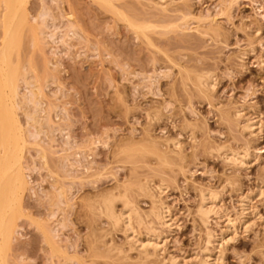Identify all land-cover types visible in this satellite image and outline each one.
<instances>
[{"label": "rangeland", "instance_id": "obj_1", "mask_svg": "<svg viewBox=\"0 0 264 264\" xmlns=\"http://www.w3.org/2000/svg\"><path fill=\"white\" fill-rule=\"evenodd\" d=\"M169 1L27 0L13 52L25 66L17 114L26 186L10 264H168L170 255L198 264L206 228L224 226L214 217L203 225L200 191L211 189L234 217L239 196L264 183V0ZM251 117L259 134L242 129ZM244 147L255 156L247 168L223 160ZM150 180L162 184L159 201L178 228L146 260L99 210L112 196L120 210L116 196L127 195L147 214L151 199L138 188ZM260 198L250 204L253 225L221 244V264H264Z\"/></svg>", "mask_w": 264, "mask_h": 264}, {"label": "bare ground", "instance_id": "obj_2", "mask_svg": "<svg viewBox=\"0 0 264 264\" xmlns=\"http://www.w3.org/2000/svg\"><path fill=\"white\" fill-rule=\"evenodd\" d=\"M174 1L175 0H170L169 2L171 3ZM26 3H27V0H0V9H1L0 10V21H1L0 26L2 25L1 35L3 34L1 37L2 46L0 47L1 48L0 49V264H10L9 252L11 249V243H12L13 234L15 232V224H16L14 214H15V210L21 209V195H22V191L24 190V187L26 186V180L24 178L23 167H22V155H23V151L25 148V144H26L25 132L19 123L18 114H17V110L19 108L18 93H17L18 81H19L18 71L20 67L21 69H25V66H22L21 62L19 61L20 59L19 60L17 59L19 61V64H18V61H15V59L20 56L18 54L19 53L18 48L21 46V43H23L21 42V38L23 41L24 36L20 37V33L23 32V35L25 33L23 28L25 29L26 21H27L26 20L27 17L25 16L26 15L25 14L26 13L25 12ZM161 3H162V0H161ZM165 4L163 3V5ZM121 17H122V14H121ZM125 20L126 18L124 19V21ZM127 21H130V20L127 19ZM134 25L135 23H133V26H132L133 28H134ZM137 27L138 26L136 25V28ZM144 27H146V25ZM137 29L138 31H140L139 27ZM141 30H143L142 27H141ZM13 52L15 53L17 52L16 54H18L19 56L17 57V55L14 54ZM11 57L12 59L14 57L13 62L11 61ZM15 62L17 63L15 64ZM31 62L32 61H30V65L33 63ZM23 65L25 64L23 63ZM198 78H197V81H199L200 86L202 85L207 90L209 89L211 90L212 87H214L211 83L212 81H208L207 78L204 80L201 77L200 79ZM241 115H242L241 112L237 111L236 116L239 118L241 117ZM258 124H259V121H257V118L252 119V120L249 119L247 121V124H244V126H242V129L244 131H249L250 134H253L254 131H256L257 134H259L260 129L258 127ZM154 146H155V143H154ZM180 146L181 145L178 142H173V148L176 149L177 151L181 150ZM246 148L243 151L242 155L233 152V150L228 151V153H225V155L223 156V160L233 166L247 168L251 162V159L255 156L249 153L248 148L247 149ZM177 151L174 154L176 153L178 154ZM130 153L129 154L127 153V154L131 155ZM165 159L167 158L165 157ZM170 159L172 160V158H169V160ZM158 160L161 161L162 159H158ZM166 161L168 163V159ZM166 161H164L163 164H165ZM150 183H151V180L148 183L146 182L145 183L146 185H142V184L141 186L139 185V188H138V193L143 192L145 195H148L151 199L150 200L151 208L149 209V212H147V214L146 213L141 214L138 208L135 206L134 201L130 200L132 198H130V196L127 198V195H122L121 199L119 198L120 196L118 197L114 195L118 198V200H121L120 202H122V208L118 211H116L117 209L115 210L113 200H116V199L113 198V196L110 199L107 198L104 201L101 200L103 201V203L100 202V204L102 205H101L100 210L98 209L105 216V219L111 222L113 227H116V228L121 227L122 233L125 236V239L128 242V245L130 246L129 247L130 250L133 249V252L134 250H136L139 253V257L142 256L146 260L152 257H158L160 253L164 252L166 241H168L167 240L168 234H171L170 232H172L173 229L174 228L176 229L177 227L176 226L177 224L175 225L174 223L176 219L174 220L173 219L174 217L172 218L171 216L172 214L169 210V207L166 206L167 204L166 203L164 204L163 202H161V200L159 201V199L165 192L162 184L161 185L159 184L157 186L154 185L150 187ZM152 191L157 196L158 201L156 200L157 198L156 196L153 195ZM126 193L128 194V192ZM110 194L112 195V192ZM144 194H141V195H144ZM263 196H264V183H262L261 186H257L253 194H251L250 196L240 195L239 196L240 198L238 200L239 201L238 209L240 210H239V213L237 212L238 214L235 215L234 213L235 216L233 217V215H230L229 210L228 209L226 210V208L223 207V204L221 203L219 196L216 193L212 192L211 189L210 191L209 190L200 191L199 202H198L199 204L196 209V213L199 216L200 220L202 221L203 225L206 227L208 223V219L210 220V217H214L218 219L219 221H221L224 224V226H222L223 229L219 230V233H216V234H212L211 231H209L206 228V233H205L206 238H204V240L206 239L204 243L205 246L203 249H201V252H199L200 258L198 257L199 259H197V257H195V259L199 260L198 264H221L222 262L221 261L222 255L220 252L221 244L224 242H227L228 239H232V235L233 236L236 235L235 231H238L237 230L238 228H241V230L246 231L248 227H251V225H253V222L255 221L251 220V215H253L254 213L250 212V209L252 210L253 208L250 204L252 203L253 197L260 198ZM100 204L98 203V205ZM87 206L89 205L87 204ZM101 213L100 215H102ZM154 220L158 222L157 226H160L161 228H164L166 230L165 231L166 233L165 232L157 233L156 226L153 227ZM138 228L140 230H138ZM46 233L47 232L45 233L43 232L44 238L46 236ZM230 234L232 235L229 236ZM47 238L48 237H46V239ZM96 250L98 249L96 248L95 251ZM114 250L117 253L122 252V250H120L118 247L117 248L114 247L113 251ZM109 252L111 251L109 250ZM161 260H163L162 257L160 261ZM166 262L168 264H186L187 261H185V258H179L174 255L173 256L170 255L169 258H167Z\"/></svg>", "mask_w": 264, "mask_h": 264}]
</instances>
